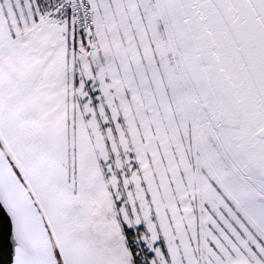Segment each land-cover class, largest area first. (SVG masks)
Instances as JSON below:
<instances>
[{"label": "snow or ice", "instance_id": "snow-or-ice-1", "mask_svg": "<svg viewBox=\"0 0 264 264\" xmlns=\"http://www.w3.org/2000/svg\"><path fill=\"white\" fill-rule=\"evenodd\" d=\"M0 264H264V0H0Z\"/></svg>", "mask_w": 264, "mask_h": 264}]
</instances>
